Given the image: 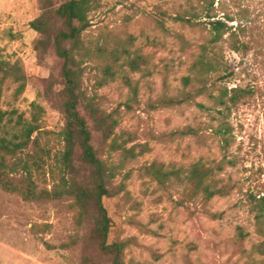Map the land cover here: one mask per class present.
Segmentation results:
<instances>
[{"label": "rangeland", "instance_id": "rangeland-1", "mask_svg": "<svg viewBox=\"0 0 264 264\" xmlns=\"http://www.w3.org/2000/svg\"><path fill=\"white\" fill-rule=\"evenodd\" d=\"M42 1L0 0V57L21 60L29 76L20 94L13 78L0 84V108L8 113L4 120L8 133H14L22 119L35 122L41 139L57 150L61 148L57 133L65 124L64 80L54 49L48 48L41 59L34 49L39 34L31 21L41 14ZM50 1L54 7L63 2ZM188 1L96 0L84 33L86 43L100 49L87 66L88 98L80 105L93 131V144L100 146L101 133L94 126L90 101L109 112L120 111L116 139L133 149L110 152V162L119 167L114 184L125 190L105 198L113 218L109 240L133 239L127 264H264V251L256 248L264 243V215L257 219L255 208L264 196V48L241 54L224 44L231 72L217 88L239 85L251 91L237 106L222 108L208 93L181 105L153 106L160 97L181 92L183 77L191 73L203 41L200 30L174 19L188 9ZM241 3L249 8L248 19L257 28L249 36L264 38V0ZM114 52L117 74L107 76L102 68L114 60ZM137 54L145 62L132 72L127 60ZM125 73L138 84L133 102ZM219 128L228 129L226 150L221 148ZM202 158H225L227 165L219 177L235 186L229 196L215 197L207 206L200 200H184L178 189H163L143 174L155 160L189 165ZM208 211L221 216L213 218ZM77 214L72 199L26 201L0 189V264H110L111 257L89 238L93 222L79 225ZM34 225L41 229L39 234Z\"/></svg>", "mask_w": 264, "mask_h": 264}, {"label": "trees", "instance_id": "trees-1", "mask_svg": "<svg viewBox=\"0 0 264 264\" xmlns=\"http://www.w3.org/2000/svg\"><path fill=\"white\" fill-rule=\"evenodd\" d=\"M95 2L63 0L58 7H54L50 0H44L41 14L31 21V27L39 34L34 40V49L39 58L51 47L62 61L65 124L57 133L61 148L56 150L49 141L46 142V138L41 139V127L22 117L14 126L16 131L8 133L7 123H4L8 113L0 108V189L16 193L26 201L72 199L78 212V224L82 225L86 220L93 222L89 238L97 244L102 254L111 257L110 264H127V250L133 244V239L109 240L113 218L105 198L125 190L124 185L117 187L114 184L119 167L110 162V152L123 149L130 153L133 149L126 148L116 139L121 121L119 110L109 112L98 103L90 101L94 126L101 133L100 146L96 147L88 118L80 109L82 99L88 98L84 87L87 66L100 51L86 43L84 34L91 25L90 16L96 6ZM188 2V9L179 11L174 19L184 26L200 30L203 41L198 44L191 73L183 77L184 88L181 92L174 96L160 97L153 106L181 105L207 93L222 108L237 106L251 91L239 85L217 88L218 82H225L231 72L224 57V44L238 53L247 54L257 49V46L264 48V38L249 36L257 28L251 25L253 21L248 19L249 8L241 3L242 0ZM235 21L237 25H231ZM113 56L114 60L102 68L107 76L117 74L115 64L118 56L115 52ZM144 62L141 54L127 60L132 72L139 70ZM8 78L18 82V94L25 91L29 76L21 60L13 62L0 57V84ZM123 80L133 91L130 101H135L138 84L126 73ZM214 91L218 95H214ZM125 104L131 108L129 101ZM33 106L41 109V105L36 102ZM217 131L221 135V148L226 150L230 145L226 137L228 129L219 128ZM35 132L39 133L35 136ZM226 165L225 158H202L189 165L166 164L155 160L144 167L143 174L163 189H178L184 200H200L207 206L215 197L229 196L235 188L230 181L219 177ZM253 197L257 200L256 196ZM257 201L256 218L261 219L264 215V196ZM208 213L213 218L221 216L218 212ZM37 227L34 225L33 230L39 234L41 229ZM48 229L46 227L44 231ZM263 247L264 243L256 246L261 252L264 251Z\"/></svg>", "mask_w": 264, "mask_h": 264}]
</instances>
